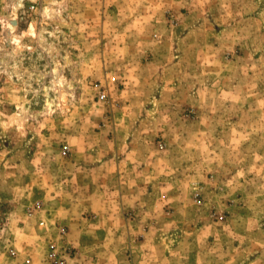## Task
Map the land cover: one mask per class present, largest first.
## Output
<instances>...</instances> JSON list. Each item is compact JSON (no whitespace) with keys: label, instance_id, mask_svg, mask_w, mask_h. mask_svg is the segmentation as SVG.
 Instances as JSON below:
<instances>
[{"label":"rangeland","instance_id":"374dc122","mask_svg":"<svg viewBox=\"0 0 264 264\" xmlns=\"http://www.w3.org/2000/svg\"><path fill=\"white\" fill-rule=\"evenodd\" d=\"M0 264H264V0H0Z\"/></svg>","mask_w":264,"mask_h":264},{"label":"built area","instance_id":"2783aa9c","mask_svg":"<svg viewBox=\"0 0 264 264\" xmlns=\"http://www.w3.org/2000/svg\"><path fill=\"white\" fill-rule=\"evenodd\" d=\"M106 97H107V96H106L105 92H103L102 95L100 96V99H101V100H105ZM66 149H68V147H66ZM53 255H55V253H53Z\"/></svg>","mask_w":264,"mask_h":264}]
</instances>
